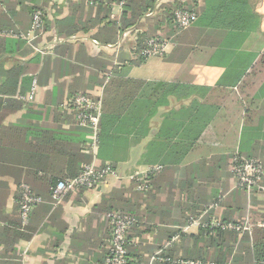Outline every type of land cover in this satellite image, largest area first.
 <instances>
[{"label": "crops", "instance_id": "obj_1", "mask_svg": "<svg viewBox=\"0 0 264 264\" xmlns=\"http://www.w3.org/2000/svg\"><path fill=\"white\" fill-rule=\"evenodd\" d=\"M188 1L197 20L184 30L168 28L164 56L133 60L138 29L113 36L114 30L105 26L121 14L117 4H110L96 21L95 9L89 20L85 17V0H3L0 31L12 35L3 38L0 33V87L13 86V97L34 106H0V259L13 258L20 264H100L110 229L105 214L94 206L114 188L126 185L124 175L133 166L160 164L171 170L168 174L175 171L183 179L176 193L154 189L167 198L149 201L154 208L150 222L155 225L178 224L175 216L161 212L166 205L198 209L199 201H211L214 192L231 196L235 188L229 172L231 153L259 157L264 166V0ZM32 6L45 12L49 24L38 42L37 34L29 33ZM95 35L117 42L103 44ZM36 47L44 54L37 55ZM113 75L146 83L118 121L124 132L105 161L115 162L122 178L110 177L99 189L67 193L56 204L47 193L27 228L20 229V219L13 213L18 212V186L29 159L24 151L5 147L10 138L1 133L30 123L40 129L51 121L67 131L72 116L64 108L66 96L77 90L96 96L103 77ZM25 130L21 137L28 140L31 136ZM187 178L192 179L189 186ZM250 198L258 201L254 204L264 214V176L256 193L240 195L247 206ZM213 205L207 208L215 209ZM197 227L190 221L184 230L195 232ZM154 238L142 239L143 245L151 246ZM138 251L146 255L143 247Z\"/></svg>", "mask_w": 264, "mask_h": 264}, {"label": "trees", "instance_id": "obj_2", "mask_svg": "<svg viewBox=\"0 0 264 264\" xmlns=\"http://www.w3.org/2000/svg\"><path fill=\"white\" fill-rule=\"evenodd\" d=\"M121 1L122 4L119 5ZM85 2L88 5L85 14L87 20L91 18L94 9L96 10L97 21L104 17L105 11L110 8V4L114 3L120 6L121 14L119 17L111 19L105 26L114 30L113 36L116 34L121 35L122 33L131 31V29L132 32L134 29H139L136 39L133 41L136 50H139V52L145 47L146 40L151 37L167 39L166 33L169 27V30L172 27L171 31L173 29L180 31L191 26L178 29L174 17V13L178 9L193 10V5L188 0H166L165 2L161 0H85ZM2 4L3 0H0V9H2ZM38 9L42 11L43 24L40 30L35 31L38 36L37 42L49 31L45 12L37 6H32L29 10L31 22L33 13ZM0 33L3 38L12 35L3 31H0ZM95 39L103 44L117 42L115 38H105V41H102L98 35H95ZM5 41L10 43V40ZM14 41L13 44H16L17 39ZM45 45L47 43L43 46ZM36 50L34 52L40 56L42 48L36 47ZM139 52V59L145 58L139 55ZM33 60L36 61V59ZM145 85L146 83L143 80L127 79L114 75L109 78L103 77L99 85V90H101V115L99 120V144L95 156L90 151L85 152V150L90 148L86 137L89 130L77 125L75 110L72 108L68 109V112L72 116V121L67 131L53 125L55 124L53 121H51L52 124H47L44 128L40 129L35 128V123H30L25 128L31 138L25 140L21 137V135L24 136L26 133L25 128H5L1 134L3 137L10 138L7 139L8 144L5 147L13 150L19 149L24 151L23 153H26L25 155L28 156L29 161L22 175L23 182L30 187L34 194L40 196L43 201V197L47 193L51 197V188L58 180L75 177L80 172L82 166L91 163L93 158L97 168L105 165H110L114 168L115 162L105 161L110 160L109 156L117 148L114 146V142L124 132L117 127V123L130 110L133 101ZM0 92H3L5 95L10 94L5 97L0 96V106H5L9 109L34 106L29 101L13 97L15 93L13 86L0 87ZM75 93L91 96L84 91L77 90L70 92L66 96V99ZM91 97L97 98L95 95ZM20 138L22 139L21 141ZM233 154L244 158L259 159L264 173L263 162L259 157L245 155L237 151L231 153L229 172L235 181L234 193L228 197L225 193L214 192L211 201L206 202L204 198L199 201L202 204L206 203V205L201 204L202 206L200 205L198 209L188 206L183 210V208L180 209L178 207V204L175 208L171 206L167 208L166 205L164 206V210L161 211L160 209L163 213L175 216L178 224L155 225L150 222L152 217L150 213L154 211V208L148 206L149 201L152 199L154 201L156 199L165 201L167 199L166 197L163 199L162 195L156 193L154 189H174V193H176L175 189H182L183 179L180 180L175 176V171L168 174L171 170H166L164 167L160 171L149 174L143 180L126 178V185L114 188V191L102 197L101 202L94 206L96 211L105 214L106 217L110 213H120L131 216L135 220L134 224L126 232L129 241L127 244L129 257L127 264H189L188 262L196 261H199L200 264H264V214L260 213L257 205L254 204L257 201L256 199L254 202V199L250 198L249 201L252 203H249L250 205L248 206L246 200L240 201V195L245 196L247 192L244 187L236 184L235 177L231 173L230 162ZM262 178L258 181L259 185ZM186 181H188V183H185L187 186L191 185L192 179L187 178ZM138 184H145L147 187L141 191L137 189ZM195 189L200 188L196 187ZM226 189H228V186ZM81 190L82 188H79L76 191ZM257 191L258 188L249 193L248 196ZM19 199L20 195L18 194L16 201L18 212L14 211L13 217L16 218L17 216L21 223ZM143 204L145 205L144 208H142ZM211 204H214L215 209L207 208ZM155 206L158 207V205ZM32 213L27 224L23 225L19 223L20 229L22 227H24L23 229L27 228V225L31 221ZM213 219L219 222V224H211ZM193 220L199 222L197 230L195 232L185 231L184 227L188 226L190 221L192 222ZM245 224H250L251 228L241 231L234 228ZM109 229L108 237L104 242V253L100 255V264H104L105 258L110 254V224ZM152 235H155V246L154 244L149 247L146 244L143 245L142 242L148 240V237ZM142 247L146 255L138 251ZM12 259H4L3 257L0 259V264H20L19 261L16 262Z\"/></svg>", "mask_w": 264, "mask_h": 264}, {"label": "built area", "instance_id": "obj_3", "mask_svg": "<svg viewBox=\"0 0 264 264\" xmlns=\"http://www.w3.org/2000/svg\"><path fill=\"white\" fill-rule=\"evenodd\" d=\"M122 4V1L119 5ZM175 22L178 29H184L192 25L197 20V13L195 10L178 9L174 13ZM43 24V14L41 10H36L32 15L31 30H40ZM169 41L162 37H151L146 40L145 47H143L139 55L145 58L162 56L167 47ZM44 50H41V53ZM35 84L33 83L31 92L27 97L29 100L33 98ZM97 98H92L87 94L75 93L67 97L64 102V108H72L75 110V117L77 125L87 128L89 133L87 134L89 149L85 152H91L93 156L96 155L99 144V120L101 115V90H99ZM231 173L235 177L236 184L244 187L247 194L260 187L258 181L263 176V168L261 162L257 158H244L240 155L233 154L231 158ZM161 165H154L147 167L141 174L128 177L129 179L143 180L147 178L149 174L160 171ZM116 177L115 170L110 165H105L101 168H97L95 160L91 163L84 164L75 177H68L58 180L51 188V198L54 203H58L62 197L77 189L93 190L99 188L104 183L106 177ZM145 184H138V190H145ZM20 195L19 209L20 218L23 225L27 224L30 215L36 205L42 202V198L34 194L30 187L20 182L18 186ZM109 224L111 225V236L109 239L110 254L105 258L104 264H127L128 263V239L126 236L127 230L134 224V218L125 214L110 213L107 215ZM193 222L198 225L197 220ZM211 224L218 225L215 219L211 221ZM230 227V225H228ZM236 230L241 231L244 229H250V224L234 227ZM189 264H200L199 261L188 262Z\"/></svg>", "mask_w": 264, "mask_h": 264}, {"label": "rangeland", "instance_id": "obj_4", "mask_svg": "<svg viewBox=\"0 0 264 264\" xmlns=\"http://www.w3.org/2000/svg\"><path fill=\"white\" fill-rule=\"evenodd\" d=\"M139 30V29H138ZM138 30H137V32H138ZM137 32L134 34L135 36L133 37V39L135 40L136 39V34H137ZM30 34H35V31H31V32H29ZM137 40H138V38H137ZM43 52H45V51H43ZM138 52H139V50L137 51L136 50V46H135V44H134V48H133V53L134 54H132V55H134V59L133 60H135L136 59V57L138 56ZM41 54H44V53H41ZM138 58V57H137ZM154 165H160V164H154ZM154 165H151V166H154ZM151 166H146V167H143V166H139V165H136V166H133V168H132V170L131 171H129V173L127 174V175H124V176H126V177H131V176H133V175H139V174H141L147 167H151ZM114 169V168H113ZM115 170V169H114ZM115 172H116V177H114V176H111V177H114V178H116V179H120V178H122V176H120V173H119V171H117V169L115 170ZM122 172V171H121ZM110 177H106L105 178V181L106 180H108ZM104 181V182H105ZM97 189H99V188H97Z\"/></svg>", "mask_w": 264, "mask_h": 264}, {"label": "water", "instance_id": "obj_5", "mask_svg": "<svg viewBox=\"0 0 264 264\" xmlns=\"http://www.w3.org/2000/svg\"><path fill=\"white\" fill-rule=\"evenodd\" d=\"M100 188V187H99Z\"/></svg>", "mask_w": 264, "mask_h": 264}]
</instances>
